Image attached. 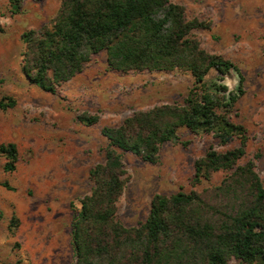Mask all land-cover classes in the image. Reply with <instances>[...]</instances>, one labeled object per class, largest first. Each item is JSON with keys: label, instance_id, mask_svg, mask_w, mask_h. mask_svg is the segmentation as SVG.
<instances>
[{"label": "trees", "instance_id": "16d2710c", "mask_svg": "<svg viewBox=\"0 0 264 264\" xmlns=\"http://www.w3.org/2000/svg\"><path fill=\"white\" fill-rule=\"evenodd\" d=\"M23 2L9 0L13 14L21 13ZM209 27L198 19L188 21L185 8L171 0H63L50 27L23 34L22 71L49 94H57L101 52L107 53L113 72L178 70L194 78L184 106L136 112L122 125L103 129L108 140L104 161L91 169L92 189L72 223L76 264H264V183L253 161L238 165L248 138L243 127L226 116L245 94V78L234 63L208 53L193 36L195 30ZM231 71L239 84L228 97L222 94L227 93L225 86L207 84L212 72L223 81ZM5 100L0 109L15 106V101ZM79 120L91 126L99 117L84 115ZM181 128L214 133L222 144L238 138L237 149L210 150L198 160L194 182L210 181L221 171L230 175L202 193L156 195L146 222L125 227L118 217L128 179L125 155L158 164L162 147L177 139ZM0 157L6 160V173L16 171L19 152L14 143L0 144ZM19 224L13 217L10 231Z\"/></svg>", "mask_w": 264, "mask_h": 264}, {"label": "rangeland", "instance_id": "374dc122", "mask_svg": "<svg viewBox=\"0 0 264 264\" xmlns=\"http://www.w3.org/2000/svg\"><path fill=\"white\" fill-rule=\"evenodd\" d=\"M171 1L185 8L188 21L209 24V29L193 32L204 50L241 70L245 94L226 116L248 138L238 165L253 161L264 183V0ZM62 3L24 0L21 13L13 14L9 0H0V102L15 101L14 107L0 109V144L14 143L19 152L13 173L4 171L6 160L0 157V264H76L72 223L92 189L91 169L104 161L108 140L103 129L122 125L136 112L184 106L194 88L193 76L178 70L113 72L106 52L94 56L55 95L31 84L22 71L23 34L50 27ZM214 83L226 87L222 94L227 97L238 85L236 75L220 81L212 72L207 84ZM84 115L98 116L99 121L86 125L79 120ZM238 147V138L222 144L214 133L181 128L178 138L162 147L158 164L126 154L120 222L127 228L143 225L156 195L202 193L219 186L231 172L196 184V162L210 150L226 153ZM13 217L20 221L14 233L9 228Z\"/></svg>", "mask_w": 264, "mask_h": 264}, {"label": "water", "instance_id": "95a60500", "mask_svg": "<svg viewBox=\"0 0 264 264\" xmlns=\"http://www.w3.org/2000/svg\"><path fill=\"white\" fill-rule=\"evenodd\" d=\"M233 75L237 76V82H238L237 84H239V77L234 71H231L225 78H232ZM237 87H238V85H237ZM237 87H236V90H237Z\"/></svg>", "mask_w": 264, "mask_h": 264}]
</instances>
